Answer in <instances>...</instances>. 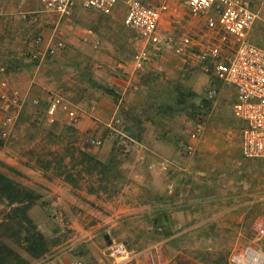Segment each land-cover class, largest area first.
Here are the masks:
<instances>
[{
	"label": "rangeland",
	"instance_id": "374dc122",
	"mask_svg": "<svg viewBox=\"0 0 264 264\" xmlns=\"http://www.w3.org/2000/svg\"><path fill=\"white\" fill-rule=\"evenodd\" d=\"M4 5H21L22 10L14 7L0 29V84L5 83L6 95H0V172L36 196L27 212L34 233L27 225V231L23 226L17 234L6 232L15 236L8 245L17 259L9 258L10 264H228L229 255L244 245L264 255V238L251 231L252 223L264 217V161L240 154L230 88L195 61L183 63L171 55L135 68L141 44L122 25L121 11L110 18L77 7L59 21L44 13L37 0H0ZM251 5L259 19L250 38L264 47V0H252ZM38 38L61 40L65 52L84 58L70 64L85 78V84L75 85L90 98L105 94L117 105L122 134L108 135L104 127L102 138L82 137L64 112L49 122L41 92L25 97L35 66L50 61L31 57L41 50L35 46ZM9 70L18 76H10ZM79 94L74 100L65 98L69 110L77 113ZM8 105L9 112L18 115L5 127ZM156 134H167L185 151L201 148L205 174L224 210L214 238L175 236L163 229L161 217L147 223L146 211L135 213L140 200L151 198L145 186L136 187L135 171L146 177V146ZM137 218L141 222H135ZM36 234L44 240L42 251L28 254L15 244ZM117 243L126 247L127 258L111 255Z\"/></svg>",
	"mask_w": 264,
	"mask_h": 264
},
{
	"label": "built area",
	"instance_id": "2783aa9c",
	"mask_svg": "<svg viewBox=\"0 0 264 264\" xmlns=\"http://www.w3.org/2000/svg\"><path fill=\"white\" fill-rule=\"evenodd\" d=\"M42 11L59 21L68 19L81 8L85 12L114 18L122 12V25L141 44L134 56L135 68L142 69L165 56L183 63L195 61L207 73L233 92L231 113L238 128L240 154L248 159L264 161V47L252 42L250 34L259 19L252 9V0H37ZM41 49L30 54L45 59L62 52L61 40L38 38ZM0 84V95L5 98ZM214 92H210L212 97ZM16 103V100L13 101ZM46 118L54 122L66 113L70 123L78 113L69 110L65 97L49 92L46 97ZM6 108L4 126H12L17 113ZM111 133L122 134V121L115 116L107 125ZM3 137L9 133L3 130ZM256 238H264V217L251 225ZM112 256L125 259L128 251L122 243L113 246ZM228 264H264V255L251 245L234 250Z\"/></svg>",
	"mask_w": 264,
	"mask_h": 264
},
{
	"label": "crops",
	"instance_id": "0c3cea01",
	"mask_svg": "<svg viewBox=\"0 0 264 264\" xmlns=\"http://www.w3.org/2000/svg\"><path fill=\"white\" fill-rule=\"evenodd\" d=\"M14 7L16 6H0V29L4 28L3 18L7 14L14 13L16 9L22 10L21 5H18L16 9ZM10 8L13 9L9 10ZM19 14L22 12L20 11ZM94 46L96 48L97 44ZM97 49L98 51L95 52L99 53V47ZM83 59V57L77 58L76 52L73 54L62 51L50 57L49 64L35 66L26 83L28 90L25 92V97L28 95L31 97L34 91L41 92L45 97L49 92L57 91L68 96L70 100H74L75 94L80 93L82 101L74 104L79 113L76 121L70 125L82 137L99 139L103 137L104 127L107 129V125L117 115V105L105 94L90 98L84 91L82 93L79 91L75 83L85 84V78L76 65L70 64L81 63ZM117 67L120 69L122 65ZM7 74L18 76V73L13 70L7 71ZM108 79L106 76L104 80L108 81ZM146 147L148 170L146 177L141 175L139 170L135 171V174H139V183L136 187L141 189L145 186L151 198L146 203L140 200L135 213L146 211L147 223L161 217L163 229L175 236L183 235L193 239L214 238L219 230L218 222L224 210L219 196L215 193L211 177L205 174L207 168L202 163L201 148L198 146L197 149L189 151L180 149L177 144L170 142L167 134H156L153 138L150 137ZM142 151L139 149V152L144 155L145 151ZM135 222L139 223L141 219L137 218ZM204 249L211 251L209 246Z\"/></svg>",
	"mask_w": 264,
	"mask_h": 264
},
{
	"label": "trees",
	"instance_id": "16d2710c",
	"mask_svg": "<svg viewBox=\"0 0 264 264\" xmlns=\"http://www.w3.org/2000/svg\"><path fill=\"white\" fill-rule=\"evenodd\" d=\"M34 201H36V196L31 190L17 183L7 174L0 172V264H10L9 258L11 257L17 259L8 245L10 237L14 239L15 236H8L6 232H12V235L13 233L17 234L18 229L27 225L34 233L35 228L27 216V212L34 205ZM18 213L22 215L21 218L17 217ZM25 231H27L26 228ZM15 244H18L17 247H21L28 254L34 253V251H42L45 247L44 240L37 234L29 235L22 240L18 239V243L15 242Z\"/></svg>",
	"mask_w": 264,
	"mask_h": 264
},
{
	"label": "water",
	"instance_id": "95a60500",
	"mask_svg": "<svg viewBox=\"0 0 264 264\" xmlns=\"http://www.w3.org/2000/svg\"><path fill=\"white\" fill-rule=\"evenodd\" d=\"M105 239L107 240L108 239V236H106Z\"/></svg>",
	"mask_w": 264,
	"mask_h": 264
}]
</instances>
